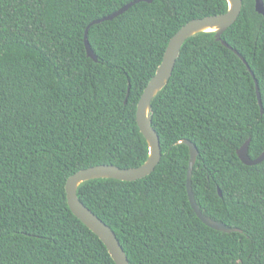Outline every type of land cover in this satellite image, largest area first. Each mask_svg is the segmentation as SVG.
<instances>
[{"label": "trees", "instance_id": "trees-1", "mask_svg": "<svg viewBox=\"0 0 264 264\" xmlns=\"http://www.w3.org/2000/svg\"><path fill=\"white\" fill-rule=\"evenodd\" d=\"M0 0V264H115L71 211L68 178L97 165H143L140 98L170 39L195 19L227 12L226 0ZM216 41L183 45L169 83L152 100L162 157L145 178L97 179L78 198L116 234L130 264H264V16L242 0ZM264 1V0H263ZM253 72L254 77L251 75ZM189 140L198 149L187 191ZM221 191V195L219 194Z\"/></svg>", "mask_w": 264, "mask_h": 264}, {"label": "water", "instance_id": "water-1", "mask_svg": "<svg viewBox=\"0 0 264 264\" xmlns=\"http://www.w3.org/2000/svg\"><path fill=\"white\" fill-rule=\"evenodd\" d=\"M152 1L153 0H136L134 2L125 5L120 10L114 12L111 15L99 20H95L92 23H90L86 28L84 35V43L88 56L94 61L96 62L98 61L97 56L94 54L88 41V31L93 25L99 24L104 21H109L118 17L119 15L129 10L136 3L139 2L151 3ZM226 1L228 4V10L226 13L216 16H210L202 19L192 20L189 23H187L185 26H183L170 39L161 65L158 67L156 74L150 80V82L146 86L140 98V101L137 106L136 117H137L138 126L141 132L143 133L145 139L147 140L149 146V156L146 162L140 167L128 168V169H122L114 165H106V164L93 166L75 173L74 175L70 176L66 182L65 190L67 194V202L72 213L102 240V242L107 247L110 255L112 256L115 264H130V263L114 231L80 201L77 195L78 188L84 182L90 180H97V179H116L120 181L132 182L147 177L155 170V168L157 167V165L161 160L162 151L160 145V138L156 130L152 127V118H151L152 100L169 83L177 59L180 56L181 49L184 43L189 38L200 33H213L215 35L216 41L221 42L224 46L233 50L234 53L241 58V60L250 70L245 59L236 50H234L231 46H229L225 41L222 40V35L225 33V31L229 29L237 21L243 6L242 0H226ZM255 8L259 14L264 16L263 0H256ZM250 72L251 75L254 77L253 72L252 71ZM255 83H256L258 101L261 108V114L264 115V110L262 107V102H261L260 94L258 92V84L256 80ZM180 143L187 145L190 151V162H189V169L187 176V191H188L190 204L193 210L195 211L196 215L201 219V221L205 225L209 226L214 230L224 233L238 232L239 231L238 229L231 228L224 224L216 222L202 213L200 207L198 206L195 200L192 190V172L196 164V160L199 152L197 147L189 140H184L181 141ZM249 144H250V139H248L242 145V147L238 149L237 155L239 159L245 165L248 166H253L262 163L264 161V151L258 158L251 159L248 154ZM219 194L221 195L220 190H219Z\"/></svg>", "mask_w": 264, "mask_h": 264}]
</instances>
